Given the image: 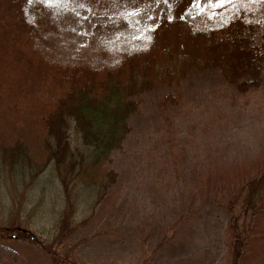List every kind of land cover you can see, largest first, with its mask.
I'll list each match as a JSON object with an SVG mask.
<instances>
[{
  "label": "rangeland",
  "instance_id": "374dc122",
  "mask_svg": "<svg viewBox=\"0 0 264 264\" xmlns=\"http://www.w3.org/2000/svg\"><path fill=\"white\" fill-rule=\"evenodd\" d=\"M104 2L102 12L31 0L24 16L40 31L39 49L65 66L113 68L152 42L173 51L194 45L175 10L162 15L163 0ZM234 16L264 43V0H196L182 18L205 33ZM135 101L130 133L110 156L117 183L86 224L40 246L0 239V264H230V210L264 171V88L239 94L204 70ZM250 232L244 263L264 264V193Z\"/></svg>",
  "mask_w": 264,
  "mask_h": 264
},
{
  "label": "trees",
  "instance_id": "16d2710c",
  "mask_svg": "<svg viewBox=\"0 0 264 264\" xmlns=\"http://www.w3.org/2000/svg\"><path fill=\"white\" fill-rule=\"evenodd\" d=\"M68 1L104 11V0ZM182 1L163 0L162 15L176 11L192 48L173 51L152 42L113 68H90L55 63L39 49L40 31L24 16L31 0H0L1 240L40 246L86 224L117 183L110 156L130 133L136 96L204 70L218 71L239 94L264 88V43L255 27L234 16L220 28L194 32L182 17L196 0L185 7ZM263 193L264 171L230 210V264H245Z\"/></svg>",
  "mask_w": 264,
  "mask_h": 264
},
{
  "label": "snow or ice",
  "instance_id": "6c2138e0",
  "mask_svg": "<svg viewBox=\"0 0 264 264\" xmlns=\"http://www.w3.org/2000/svg\"><path fill=\"white\" fill-rule=\"evenodd\" d=\"M44 2H45V3H49V2H50V0H44Z\"/></svg>",
  "mask_w": 264,
  "mask_h": 264
}]
</instances>
